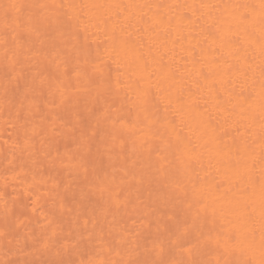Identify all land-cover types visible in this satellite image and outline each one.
I'll list each match as a JSON object with an SVG mask.
<instances>
[{
    "label": "snow or ice",
    "instance_id": "obj_1",
    "mask_svg": "<svg viewBox=\"0 0 264 264\" xmlns=\"http://www.w3.org/2000/svg\"><path fill=\"white\" fill-rule=\"evenodd\" d=\"M84 8L94 13L88 23L105 33L109 57L115 56L126 64L129 81L124 86L135 94L148 131L151 133L153 123L147 105L155 96L165 105V111L173 115L167 121V135L161 143L166 150H171L185 175L195 164L203 167L204 152L198 149L207 148L209 166L225 176L226 180L215 186L219 192L224 183L228 185L221 195L210 202L202 195L195 199L198 205L195 217H219L233 227L213 237L203 231L195 234L194 226H189L187 221L183 225L177 223L174 228L165 225L163 231L158 226L157 237L151 241V247L144 248L143 255L137 251L138 245L133 246L125 237L121 236L114 243L101 232L100 253H105L104 257L82 260L80 264H264V0L225 5L209 0L89 5L9 0L0 5V47L3 48L5 79L9 84L18 81L26 65L31 72V80L27 82L31 99L27 106L21 105L23 112L17 113L18 118L25 119L22 151L42 152L46 158L51 156L52 144L44 138L48 136L49 126L53 134L58 132L56 117L52 113L41 115L42 104L43 107L55 106L57 95L61 104L65 102L64 91L54 90L53 80L63 76L68 81L65 87L71 86L70 73L74 72L78 82L91 84L100 72L99 64L104 63L99 58L85 60V66L78 63L69 69L65 60L62 73L57 64L58 75H46L47 65L43 61L31 64L32 49L26 46L25 34L39 36L41 29L53 23L72 26L75 22L78 26L82 16L77 9ZM55 61L54 57L49 63ZM88 64L92 67H87ZM209 101H214V107L226 120L236 117L233 126L237 136L230 146L220 144V138L214 134L212 118L205 119ZM194 121L201 130L197 139L209 137L202 145L194 143L192 137L184 133L185 128L192 130L190 125ZM29 123L30 129L26 126ZM99 125L98 119V128ZM209 130L213 133L211 136ZM36 137H41L39 149ZM90 139L82 132L78 150L70 157L79 162L85 174L89 163L85 153ZM210 144L215 147L209 148ZM156 151L158 153L159 149ZM165 161L172 163L161 156L158 171L164 170ZM167 181L169 177L165 175L162 180L165 186H169ZM97 188L101 197L109 194L103 207L105 215L119 207L120 202L112 197L109 184ZM202 191L193 183L194 193ZM57 238L58 233L52 227L51 233L37 238L35 243L47 250ZM113 252L120 258L112 259ZM205 253L213 258H203ZM51 264L65 262L52 261Z\"/></svg>",
    "mask_w": 264,
    "mask_h": 264
},
{
    "label": "bare ground",
    "instance_id": "obj_2",
    "mask_svg": "<svg viewBox=\"0 0 264 264\" xmlns=\"http://www.w3.org/2000/svg\"><path fill=\"white\" fill-rule=\"evenodd\" d=\"M7 2L9 0H0V5ZM17 2L89 5L113 2L199 3L200 0ZM209 2L225 5L244 0ZM77 12L82 16L78 26L75 22L72 26L63 22L53 23L51 27L41 29L39 36L29 37L25 34L24 37L26 46L32 49L31 64L43 61L47 65L46 75L57 76V64L62 73L65 60L69 69L78 63L85 66V60L99 58L104 62L99 64L100 72L91 84L78 82L74 72L70 73L71 86L65 87L68 81L63 76L53 80V89L64 91L65 102L61 104L57 95L55 106L43 107L42 104L41 115L52 113L58 129L53 134L49 126L48 136L44 138L52 144L50 157L46 158L42 152L22 151L25 119L18 118L17 113H22L21 105L27 106L31 99L27 87L31 72L26 65L22 78L9 84L4 76L3 48L0 47V264H51L52 261L61 260L65 264L73 261L80 264L82 260L100 259L105 255L100 253L101 232L114 243L121 236L125 237L133 246L138 245L137 251L143 255L144 248L151 247V241L157 237L158 226L163 231L165 225L174 228L177 223L183 225L187 221L189 226H194L195 234L203 231L205 235L211 234L213 237L217 232L233 227L219 217H195L198 207L196 198L202 195L210 202L228 187L224 183V187L216 191L215 186L226 178L222 172L217 173L214 167L209 166V149H198L204 152L203 167L195 164L193 170L185 175L183 167L171 155V150H166L161 143V139L166 138V124L173 118L172 112H166L165 105L155 96L151 97L147 108L153 128L151 133L148 131L144 112L137 108L135 94L124 86L129 81L126 64L115 56L109 57L105 33L88 23L89 17L94 15L92 10L84 8L82 11L77 9ZM54 57L55 63H49ZM87 67L91 68L92 65L88 64ZM208 117L212 118L214 134L220 138V144L232 145L233 138L237 136L233 126L236 117L226 120L214 107V101H209L205 119ZM39 120L38 116L36 122ZM26 126L30 129L31 123ZM190 127L192 130L185 128L184 133L191 136L194 143L202 145L204 139L209 138L197 139L201 135L197 122H192ZM82 132L91 138L85 153L89 162L87 174L78 166V161L70 159L78 150ZM212 134L209 130V136ZM40 140L41 137H36L37 149L40 148ZM214 147L213 144L209 145V148ZM161 156L172 163L169 165L165 161L164 170L158 171ZM165 175L169 177L166 182L169 186L162 182ZM104 183L111 186L112 197L120 202L118 208L114 207L106 215L103 207L109 194L101 197L97 188ZM193 183L203 191L194 193ZM52 227L58 233L57 242L47 250L40 248L35 243L37 238L51 233ZM73 245L76 247L73 248ZM111 258L120 257L113 252ZM203 258L213 257L205 253Z\"/></svg>",
    "mask_w": 264,
    "mask_h": 264
}]
</instances>
